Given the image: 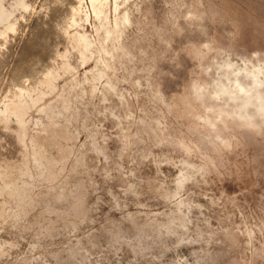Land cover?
<instances>
[{
	"label": "rangeland",
	"instance_id": "obj_1",
	"mask_svg": "<svg viewBox=\"0 0 264 264\" xmlns=\"http://www.w3.org/2000/svg\"><path fill=\"white\" fill-rule=\"evenodd\" d=\"M55 1L0 0V264H264V0H75L41 55Z\"/></svg>",
	"mask_w": 264,
	"mask_h": 264
},
{
	"label": "bare ground",
	"instance_id": "obj_2",
	"mask_svg": "<svg viewBox=\"0 0 264 264\" xmlns=\"http://www.w3.org/2000/svg\"><path fill=\"white\" fill-rule=\"evenodd\" d=\"M92 1H97V0H92ZM57 2H59L60 4H61V8H56L57 9V11H58V14H57V19H55L56 21H51V22H49L48 24H46L45 26H44V28H45V30H44V28L42 29V28H40V29H38L39 31H38V33H37V35L35 36V41L37 42V41H39V40H43L44 42H45V44L44 45H41V50H43V51H41V55H42V52H44V51H49V50H51V47H52V45H51V41H50V39L49 38H51L50 37V35H52V33L53 32H51V31H54V29H56L54 32V35L55 36H57L56 35V31L58 30V32H63L64 31V29L69 25L68 24V22L69 21H72V12H74L76 9H78V6H77V1H75V0H61V2L59 1V0H56L55 1V4L57 3ZM76 2V3H75ZM59 4V5H60ZM64 4H65V8H63L64 7ZM58 5V4H57ZM56 5V6H57ZM58 5V6H59ZM52 9H55V8H52ZM65 9V10H64ZM64 10V11H63ZM53 12V11H52ZM54 13H56L55 11H54ZM52 14V13H51ZM54 15V14H53ZM54 17V16H53ZM55 18V17H54ZM51 24H54L53 26L55 27H53ZM52 27H53V29H52ZM42 33V36L40 35ZM59 34V33H58ZM54 36V37H55ZM54 37H53V39H54ZM53 39L51 38V40L53 41ZM47 41H50L49 42V44H48V42ZM3 45V44H2ZM50 45H51V47H50ZM40 48H38L37 50H39ZM6 50V49H5ZM27 50V49H26ZM52 50H53V48H52ZM33 52H37V51H33ZM38 52H40V51H38ZM1 53H2V51H1ZM6 53V52H5ZM47 53V52H46ZM51 53H53V52H51ZM31 54V53H30ZM29 54V55H30ZM34 54V53H33ZM39 55V54H38ZM51 55V54H50ZM32 58H33V55L31 56ZM44 57V56H43ZM3 58V57H2ZM30 58V57H29ZM47 58H48V56H47ZM26 59V58H25ZM35 59H37V61L35 62V61H33V62H35L36 64H37V66H39V65H43V67H44V65H45V63H44V60H43V58L41 57H36V55L34 56V59L33 60H35ZM1 60V59H0ZM46 60V59H45ZM30 61H31V59H30ZM47 61V60H46ZM32 62V63H33ZM26 64V63H25ZM29 64H30V62H29ZM23 66H24V64H22ZM21 65V66H22ZM28 65V64H27ZM33 65V64H32ZM20 66V67H21ZM26 66V65H25ZM33 66H35V65H33ZM32 67V66H31ZM22 68V67H21ZM21 68L19 69V70H21ZM24 68V67H23ZM27 68V67H26ZM30 68V67H29ZM34 68V67H33ZM36 68V67H35ZM39 68V67H38ZM25 69V68H24ZM37 69V68H36ZM33 70V69H32ZM39 70V69H38ZM25 71V70H24ZM27 71H28V68H27ZM34 71H37V70H34ZM33 71V72H34ZM20 72H22V71H20ZM19 71H18V73H20ZM29 72V71H28ZM31 72V71H30ZM33 72H32V74H33ZM23 73V72H22ZM26 73V72H25ZM28 74V73H27ZM18 75V74H17ZM31 76V74L29 75V77ZM33 76V75H32ZM20 77V76H19ZM24 76H22V78H23ZM186 170V169H185ZM185 172V171H184ZM187 172H188V170H187ZM184 174V173H183ZM54 188V187H53ZM52 189V188H51Z\"/></svg>",
	"mask_w": 264,
	"mask_h": 264
}]
</instances>
